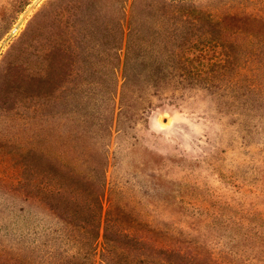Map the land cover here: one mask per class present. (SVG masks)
<instances>
[{
    "label": "rangeland",
    "instance_id": "1",
    "mask_svg": "<svg viewBox=\"0 0 264 264\" xmlns=\"http://www.w3.org/2000/svg\"><path fill=\"white\" fill-rule=\"evenodd\" d=\"M150 1L164 0H0V46L18 27L0 51V253H16L27 239L41 247L61 225L38 194L48 174L70 160L87 171L103 151L104 210L124 208L203 257L200 264H264V89L249 91L234 59L226 76L216 64L224 48L239 52L236 17L264 18V0H165L189 4L181 22L148 11ZM139 7L141 30L159 35L156 47L193 50L184 79L164 61L157 70L144 61L138 83L148 104L132 112L119 109V93ZM90 15L100 16L97 51L83 33L75 37L73 53L56 62L62 92L42 94L47 81L31 77L35 49L71 26L84 29ZM112 77L113 95L103 85L94 105L91 82Z\"/></svg>",
    "mask_w": 264,
    "mask_h": 264
},
{
    "label": "trees",
    "instance_id": "2",
    "mask_svg": "<svg viewBox=\"0 0 264 264\" xmlns=\"http://www.w3.org/2000/svg\"><path fill=\"white\" fill-rule=\"evenodd\" d=\"M159 4L160 7L150 1L144 7L152 13L161 11L162 14H169L172 19L180 22L186 21L189 16V4L186 2L164 0ZM142 11L144 9L140 7L137 9L133 16V25L131 23L124 51L119 93V109L132 112L143 111L148 104L142 96L144 89L140 88L138 83L143 76L140 67L145 65L144 61H148L150 68L156 70L161 61H164L169 64L168 68L179 69V77L183 79L189 74L188 64L192 61L189 57L193 50L191 46L182 44L177 49L156 47L155 40L159 35L144 34L140 28L138 13ZM99 17L90 15L83 24L84 29L82 25L71 26L70 30L62 32L64 38L61 34L51 35L43 45L35 49L31 77L47 81L42 94L49 90L53 93L61 91L56 80L59 76L55 71V68H58L56 62L59 59L65 60L64 58L73 53L75 37L83 33L82 37H88L91 44L87 47L88 51H97ZM236 19L237 26L232 33L239 39L236 44L239 52L233 56L228 48H224L222 58L220 57L216 64L221 67L222 75L226 76L230 61L234 59L238 68L235 73L237 79L246 75L252 83L249 91L261 92L264 89V18L250 14L237 16ZM227 27L224 25L223 30L227 31ZM145 35L150 43L143 45L141 42L147 41ZM160 56L164 58L160 59ZM98 64V61L89 62L93 76L102 73ZM60 74L65 76L62 70ZM110 75L115 77V67L110 71ZM97 80L93 79L88 88L93 95L90 98L95 101L94 105L97 95L104 91L103 85L105 88L109 83L112 85V95L116 86V79L113 77L104 78L102 83ZM137 92L140 93L136 94ZM105 159V153L100 152L96 164L87 171L75 169L76 164L72 160L61 161L58 169L48 174V182L38 191L48 210L59 219L60 227L56 230L49 228L41 247L31 249L27 239L17 247L16 253L2 251L0 264H200L203 257L188 256L178 242L135 221L124 208L111 204L106 210L103 209L106 193ZM20 183L21 187L26 184L24 179ZM97 252L98 262L95 260Z\"/></svg>",
    "mask_w": 264,
    "mask_h": 264
},
{
    "label": "water",
    "instance_id": "3",
    "mask_svg": "<svg viewBox=\"0 0 264 264\" xmlns=\"http://www.w3.org/2000/svg\"><path fill=\"white\" fill-rule=\"evenodd\" d=\"M17 28L18 27H16L15 29H13V31L10 34V36L6 39V41L4 43H2V45L0 46V51L2 50V47L4 46V44L15 34Z\"/></svg>",
    "mask_w": 264,
    "mask_h": 264
},
{
    "label": "bare ground",
    "instance_id": "4",
    "mask_svg": "<svg viewBox=\"0 0 264 264\" xmlns=\"http://www.w3.org/2000/svg\"><path fill=\"white\" fill-rule=\"evenodd\" d=\"M27 12H28V11H27ZM21 22H22V20H21ZM21 22H20V23H21ZM2 48H3V47H2ZM162 122L165 124V123L168 122V119L165 117V118H163Z\"/></svg>",
    "mask_w": 264,
    "mask_h": 264
}]
</instances>
